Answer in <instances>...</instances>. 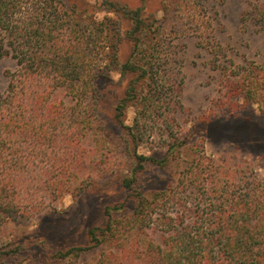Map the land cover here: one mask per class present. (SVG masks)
Returning a JSON list of instances; mask_svg holds the SVG:
<instances>
[{"label": "trees", "instance_id": "obj_1", "mask_svg": "<svg viewBox=\"0 0 264 264\" xmlns=\"http://www.w3.org/2000/svg\"><path fill=\"white\" fill-rule=\"evenodd\" d=\"M102 3L100 9L114 12L115 18L97 20L95 11L79 8L77 0H0V56H10L16 64L0 91V229L10 212L37 207L32 197L26 198L31 190L57 198L85 190L94 181L79 171L85 169L87 131L98 116L99 78L109 77L112 70L121 79L133 76L117 104L118 116L128 104L161 96L160 44L152 39L155 20L145 15L144 6ZM253 10L264 30V5ZM124 41L132 45L126 60L120 57ZM233 88L247 100H261L264 62L235 78ZM127 129L134 164L118 183L134 196V206L129 208L126 198L107 204L105 222L88 227V242L58 250V256L81 260L99 253L103 258L98 264H264V187L259 182L233 188L229 179L217 177L216 167L200 179L204 166L198 161L197 172L184 184V191L190 189L195 197L147 194L138 177L147 161L157 159L139 152L134 128ZM36 147L46 159L38 172L30 156ZM176 150L169 153L175 156ZM177 200L187 209L157 211ZM17 252L0 247V264H8Z\"/></svg>", "mask_w": 264, "mask_h": 264}, {"label": "rangeland", "instance_id": "obj_2", "mask_svg": "<svg viewBox=\"0 0 264 264\" xmlns=\"http://www.w3.org/2000/svg\"><path fill=\"white\" fill-rule=\"evenodd\" d=\"M77 1L79 8L95 11L97 20L116 17L100 9L103 0ZM112 1L129 9L144 6L145 15L155 20L158 29L152 39L160 44L161 96L128 104L118 116L117 104L133 76L121 79L112 70L109 77L96 81L101 92L98 116L87 131L85 169L79 171L94 181L85 190L57 198L31 190L26 198L32 197L37 207L10 212L0 229V247L18 251L8 264H98L103 258L99 253L80 260L61 258L56 252L86 244L88 227L105 222L107 204L126 198L128 207L134 206V196L118 183L134 164L127 145L128 126L135 130L138 151L157 159L147 161L138 177L139 188L147 194L160 198L175 194L187 200L192 194L190 189L184 191V184L197 172L198 161L200 168L204 166L200 179L216 167L217 177L229 179L233 188L236 183L247 187L257 182L264 187V96L247 100L233 88L235 78L264 62V30L255 22L253 10L264 0ZM120 47V57L126 60L132 45L124 41ZM15 66L12 57L0 56V91ZM173 147L175 156L169 153ZM44 153L38 147L30 153L37 172L45 168ZM204 157L213 159V164ZM160 208L158 212L169 214L187 209L178 200Z\"/></svg>", "mask_w": 264, "mask_h": 264}]
</instances>
